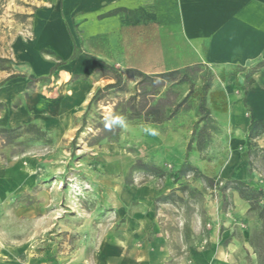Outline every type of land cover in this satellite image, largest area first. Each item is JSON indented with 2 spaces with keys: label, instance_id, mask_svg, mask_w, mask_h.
Instances as JSON below:
<instances>
[{
  "label": "rangeland",
  "instance_id": "374dc122",
  "mask_svg": "<svg viewBox=\"0 0 264 264\" xmlns=\"http://www.w3.org/2000/svg\"><path fill=\"white\" fill-rule=\"evenodd\" d=\"M30 17L0 0V244L27 264H264V142H233L220 106H205L212 71L107 64L59 132L15 114L57 70L24 92L15 45Z\"/></svg>",
  "mask_w": 264,
  "mask_h": 264
},
{
  "label": "crops",
  "instance_id": "0c3cea01",
  "mask_svg": "<svg viewBox=\"0 0 264 264\" xmlns=\"http://www.w3.org/2000/svg\"><path fill=\"white\" fill-rule=\"evenodd\" d=\"M7 1L31 15L19 22L29 34L15 45L28 68L24 92L27 77L48 75L57 64L53 90L29 93L17 117L46 116L63 132L90 101L100 68L117 63L152 74L209 68L205 106H223L233 142H245L253 122H264V0ZM258 137L264 142V129ZM14 254L1 245L0 264H27Z\"/></svg>",
  "mask_w": 264,
  "mask_h": 264
},
{
  "label": "trees",
  "instance_id": "16d2710c",
  "mask_svg": "<svg viewBox=\"0 0 264 264\" xmlns=\"http://www.w3.org/2000/svg\"><path fill=\"white\" fill-rule=\"evenodd\" d=\"M76 53H73V57L75 56ZM57 67V64H54L51 68H50V74H52L54 72V70L56 69ZM126 72L129 74H133V75H139L141 77H148L147 75L143 74L142 72H140L139 70H135V69H128L126 70ZM176 71H172V72H169V73H160V74H154L155 76H152V77H158V78H165V77H169L171 76L172 74H174ZM14 77V76H13ZM31 77H34V76H31ZM118 78H121L120 75H118ZM185 79V78H183ZM117 82L115 83H112V84H108L106 85L105 87L108 88V87H112L114 85H116ZM99 91V90H98ZM96 95V94H95ZM93 96L90 101L88 102L87 104V108L90 107L92 101L95 99L96 96ZM218 110L220 111H223V106H220L219 108H217ZM29 125H32V123H30ZM264 129V122H253V125H251L249 127V130H248V133L249 135L251 134L252 136L255 134V135H258L261 131H263ZM46 130H42V132H45ZM249 141V140H248ZM240 185H245L243 182L241 181H237ZM239 190V192L241 193L242 196L248 198L249 200L252 198L249 194H245L244 190H242L241 188H237ZM252 191H260L257 187L253 188ZM251 201V207L250 208H254L255 207V204L253 203L254 200H250ZM259 209H260V216L264 218V204H260L258 205ZM263 253H264V248H263ZM264 255V254H263ZM264 261V260H263ZM262 262V261H261ZM264 263V262H263Z\"/></svg>",
  "mask_w": 264,
  "mask_h": 264
}]
</instances>
